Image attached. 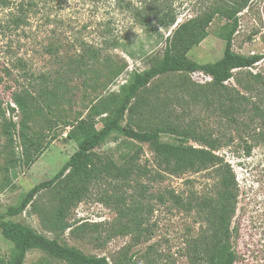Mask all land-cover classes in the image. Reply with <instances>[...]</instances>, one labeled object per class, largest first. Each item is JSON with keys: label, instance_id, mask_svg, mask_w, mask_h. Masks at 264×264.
<instances>
[{"label": "rangeland", "instance_id": "rangeland-1", "mask_svg": "<svg viewBox=\"0 0 264 264\" xmlns=\"http://www.w3.org/2000/svg\"><path fill=\"white\" fill-rule=\"evenodd\" d=\"M7 1L10 9L4 10L0 5L1 212L17 206L25 193L59 173L78 150L77 141L68 138L71 128L66 126L86 119L100 98L105 105L101 110H106V113L94 117L95 128L99 130L119 106L120 87L131 82L135 73L148 71L159 63L165 49V38L171 34L163 31L164 39L145 34L132 21L125 5L114 0ZM129 1L136 6L141 2ZM155 1L178 12L177 24L171 31L212 7L215 2ZM229 23L224 17H216L208 29L207 39L188 54L189 60L198 64L220 60ZM76 42H87L101 49L120 68L121 75L111 83L109 70L98 67L86 77H66L62 62L77 57L76 47L73 46ZM49 44L61 47L56 55L45 54ZM233 50L244 56L256 54L264 57V0H254L249 9L241 14ZM251 74L264 77V60L252 69L235 73V78L226 85L246 94L239 82L250 86L254 83ZM210 78L203 73L168 75L143 90L139 100L141 103L152 100L161 111L163 106L167 109L164 115L168 119V112H173L170 122H176V115H181L184 124L197 122L204 129L222 135L224 145L216 154L231 166L238 185L230 240L234 264H264V126L249 119L243 121V126L238 123L231 125L225 118H218L212 113L211 108L194 104L188 96L184 98L187 102L184 107L180 104L183 101L178 102L182 96L179 95L180 86L185 84L201 93L202 90L196 86H205L212 81ZM42 79H47L44 84L48 85H44ZM62 79L67 80L66 85L58 89L57 82ZM26 88L32 99L27 112H24L14 103L13 95L21 94ZM51 92L60 94V99L48 101L47 96ZM8 106L13 111H8ZM146 109V106L136 105L135 111L126 116L122 126L155 129L160 125L161 112L149 116ZM22 121L29 126L26 145L20 136ZM9 122L17 126L12 142L5 135ZM171 139L169 134H162L163 141ZM30 142L39 143L43 153L28 168L18 160L22 157L24 145L31 154H36ZM190 145L198 147L194 142ZM95 153L118 165L135 156L136 165L147 170V175L134 176L135 181L124 185L109 183L105 178L91 183L83 203L73 208L66 219L68 223H80L64 235H60L62 223L57 217L59 199L63 194L61 186L39 194L22 215L11 220L31 227L48 239L76 248L84 255L106 257L110 262L127 255L133 256L136 264H206L196 258L198 253L193 250L206 231L197 209L184 210L168 201L162 203L159 197L175 192L185 200L193 193L201 198L210 191L213 179L201 173L181 178L168 176L161 180L157 176L159 170L150 146L128 140L120 134L111 135L95 149ZM119 211L127 214L122 213L119 219ZM103 221L107 223L100 224ZM83 223H88V232L81 228ZM93 223L98 225L93 227ZM11 251L12 246L3 240L0 233V264L9 261ZM24 264L65 263L49 258L43 252L31 251Z\"/></svg>", "mask_w": 264, "mask_h": 264}, {"label": "trees", "instance_id": "trees-1", "mask_svg": "<svg viewBox=\"0 0 264 264\" xmlns=\"http://www.w3.org/2000/svg\"><path fill=\"white\" fill-rule=\"evenodd\" d=\"M0 1L4 10L10 9V3L7 0ZM114 1L125 5L132 21L145 34L158 35L164 39L162 32H171L170 36L165 38L162 59L150 70L135 73L131 82L120 87L119 106L99 130L95 128L94 117L106 113V110L105 112L101 110L105 108V105L100 98L97 99L98 104L92 106L86 119L78 121L76 125L66 126L71 128L68 138L77 141L78 150L53 179L33 187L23 195L17 206L5 212L0 211L1 236L12 246L9 261L2 264H24L27 254L31 251L43 252L49 258L65 264H136L133 256L124 255L121 259L110 262L106 257L84 255L76 248L62 245L58 240L48 239L31 227L11 220L22 215L39 194L61 186L63 194L59 199L60 208L57 217L62 223L60 235H64L67 230L80 223L79 221L68 223L66 219L73 208L83 203L82 200L90 192L91 183L105 178L109 183L124 185L132 180L135 181L134 176L147 175L145 174L147 170L136 165L135 156L126 158L123 165H118L113 160L106 161L95 153V149L104 144L113 134H120L128 140L141 144H148L158 166L157 176L161 180L168 176L181 178L187 174L201 173H206L213 179L210 191L201 198L193 193L185 200L175 192H169L166 197L161 195L159 199L162 203L168 201L184 210L197 209L200 221L206 226L200 243L196 242L193 247L194 252L198 253L197 259L206 264H234L235 256L230 240L231 224L238 199V185L231 166L224 161L223 157L216 154L224 145L222 135L219 132L215 134L213 130L204 129L197 122L184 124L181 115H176V122H170L173 112L171 114L168 112V119V116L164 115L167 109L162 106V111L158 110L152 100L141 103L139 95L159 78L172 74L203 73L211 77L212 81L205 86H196L202 90L201 93L193 90L194 87L190 88L185 84L180 86L179 95L182 94V96L178 98V102L183 101L180 103L183 107L187 104L184 98L188 96L194 104L211 108L212 113L218 118H225L231 125L238 123L243 126L245 124L243 121L249 119L254 122L259 121L264 126V77L260 74H251L254 83L250 86L239 82L246 94L226 85L235 78V73L252 69L264 60L262 55L244 56L233 50L234 38L240 28L241 14L249 9L254 0H215L212 7L177 25L174 31L171 30L177 24L179 14L171 6L159 4L155 0H141L138 6L129 0ZM216 17H224L230 22L224 36L225 49L222 58L208 64L192 62L188 54L207 39L208 29ZM1 33L3 34V31ZM73 46L76 47L77 57L62 62V71L66 73V77L69 75L86 77L98 67L109 70L111 83L121 75L120 68L95 45L76 42ZM60 49L61 47L56 48L55 44H49L44 52L48 56H53ZM42 80L43 84L47 82V79ZM66 81L62 79L57 82V88L65 86ZM28 90V88L22 89L21 94L13 95L14 103L24 112H27L28 104L32 99V94ZM59 99L60 94L58 96L53 92L47 96L48 101ZM136 105L146 106V114L149 116L155 112H161L160 125L153 130L123 127L124 119L135 111ZM8 108L11 109L10 106ZM16 127V124L12 122L7 124L5 135L10 142L13 141ZM28 129L27 122L22 121L20 136L25 145ZM163 133L169 134L172 137L171 141H163ZM190 142L197 143L198 147L190 145ZM25 145L18 162L29 168L41 157L43 149L39 143L30 142L36 151V154H31ZM249 155L248 151L247 156ZM122 213L125 212L119 211V219ZM105 223L107 222H100V224ZM83 224L81 228L84 232H88V223ZM92 225L94 227L98 224ZM123 229L126 230L124 226Z\"/></svg>", "mask_w": 264, "mask_h": 264}, {"label": "built area", "instance_id": "built-area-1", "mask_svg": "<svg viewBox=\"0 0 264 264\" xmlns=\"http://www.w3.org/2000/svg\"><path fill=\"white\" fill-rule=\"evenodd\" d=\"M196 74V73H195ZM211 79V78H210ZM12 109V108H11ZM11 109L8 108V111H12ZM103 222H106V221H103Z\"/></svg>", "mask_w": 264, "mask_h": 264}]
</instances>
